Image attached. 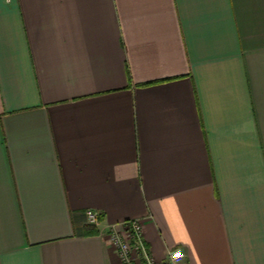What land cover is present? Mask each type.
<instances>
[{"label": "crops", "instance_id": "0c3cea01", "mask_svg": "<svg viewBox=\"0 0 264 264\" xmlns=\"http://www.w3.org/2000/svg\"><path fill=\"white\" fill-rule=\"evenodd\" d=\"M138 219L264 264V0H0V264H122Z\"/></svg>", "mask_w": 264, "mask_h": 264}, {"label": "built area", "instance_id": "2783aa9c", "mask_svg": "<svg viewBox=\"0 0 264 264\" xmlns=\"http://www.w3.org/2000/svg\"><path fill=\"white\" fill-rule=\"evenodd\" d=\"M11 1V0H7ZM89 224L100 223V213L96 210L86 212ZM126 236H122L115 227L110 230V240L122 264H153L149 249L143 241V222L134 220L125 223ZM185 256L184 251L177 250L169 256L170 264H178Z\"/></svg>", "mask_w": 264, "mask_h": 264}]
</instances>
